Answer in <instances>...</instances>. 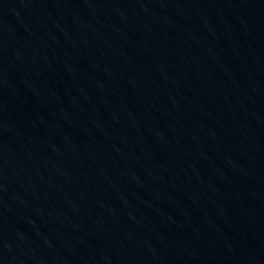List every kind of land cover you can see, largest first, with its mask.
I'll return each mask as SVG.
<instances>
[{
    "label": "water",
    "instance_id": "95a60500",
    "mask_svg": "<svg viewBox=\"0 0 264 264\" xmlns=\"http://www.w3.org/2000/svg\"><path fill=\"white\" fill-rule=\"evenodd\" d=\"M0 264H264V0H0Z\"/></svg>",
    "mask_w": 264,
    "mask_h": 264
}]
</instances>
